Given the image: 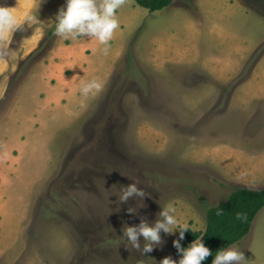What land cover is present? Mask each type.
Here are the masks:
<instances>
[{
    "label": "rangeland",
    "instance_id": "374dc122",
    "mask_svg": "<svg viewBox=\"0 0 264 264\" xmlns=\"http://www.w3.org/2000/svg\"><path fill=\"white\" fill-rule=\"evenodd\" d=\"M168 8L83 0L82 18L104 15L115 39L108 62L128 46L130 57L87 108L62 98L71 110L47 116L51 136L23 137V147L0 138V264H179L181 228L204 232L209 208L238 188H264V0ZM34 28L0 46L18 67L7 88L0 82V127L53 45L45 31L21 60ZM213 264H264V208Z\"/></svg>",
    "mask_w": 264,
    "mask_h": 264
},
{
    "label": "crops",
    "instance_id": "0c3cea01",
    "mask_svg": "<svg viewBox=\"0 0 264 264\" xmlns=\"http://www.w3.org/2000/svg\"><path fill=\"white\" fill-rule=\"evenodd\" d=\"M58 1L11 0L9 4L0 7L2 9L0 46L5 44L3 42H7L9 46L12 38L15 37V30L21 26L26 24L35 26L34 32L23 41L24 57L21 60L39 49L44 40L45 31L47 37L53 31L51 38L54 42L46 62L33 66L21 79L16 90L15 103L4 121L5 124L3 123L4 125L0 127V138L12 140V143L22 147L24 146L23 137L34 139L43 134L51 136L50 125L53 120H50L48 125L44 122L48 121L49 114L51 115L59 108L68 109L69 106L65 108L59 105L62 98L65 97L74 102L75 105L72 106H77L76 111H79L81 105L87 108L92 104V99L105 88L123 58V54L126 59L130 57L129 51L127 52L128 46L118 50L108 62L103 50L106 46L114 45L115 39L113 35H109L111 32L105 27V16L98 15L91 21L84 20L80 13L83 0H74L70 4L60 6ZM122 1L119 0V3ZM133 1L137 5L135 0ZM120 10L118 5L111 8L109 12L110 15L117 16L120 15ZM70 16H72L71 19H69ZM58 23V28H55ZM126 23L127 20L124 23L120 22V32L123 31ZM157 45L159 51L156 55L161 58L164 52L161 53V46ZM17 68L15 66L11 68L7 58H0V82L4 84V87L7 88L9 78L12 73H17ZM69 110H71L70 107ZM69 119L73 120L72 117ZM64 121L69 120H59L61 124ZM39 125H43L44 129ZM47 128L48 130H45ZM29 146H33L34 150L37 148L36 144H29L27 147Z\"/></svg>",
    "mask_w": 264,
    "mask_h": 264
},
{
    "label": "trees",
    "instance_id": "16d2710c",
    "mask_svg": "<svg viewBox=\"0 0 264 264\" xmlns=\"http://www.w3.org/2000/svg\"><path fill=\"white\" fill-rule=\"evenodd\" d=\"M135 2L151 13L161 11L173 4V0H135ZM58 25L59 23L55 28ZM52 33L53 31L49 33V37H52ZM263 208L264 188L234 190L224 202L207 210L204 232L193 231L190 227L180 229L179 264H213L225 250L240 243L249 235L256 216Z\"/></svg>",
    "mask_w": 264,
    "mask_h": 264
}]
</instances>
